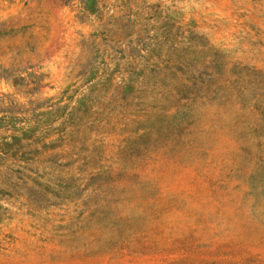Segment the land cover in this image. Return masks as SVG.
Segmentation results:
<instances>
[{
	"label": "rangeland",
	"instance_id": "obj_1",
	"mask_svg": "<svg viewBox=\"0 0 264 264\" xmlns=\"http://www.w3.org/2000/svg\"><path fill=\"white\" fill-rule=\"evenodd\" d=\"M0 264H264V0H0Z\"/></svg>",
	"mask_w": 264,
	"mask_h": 264
}]
</instances>
